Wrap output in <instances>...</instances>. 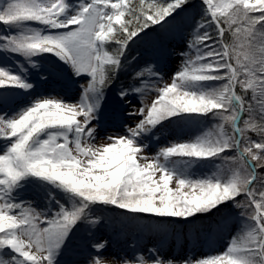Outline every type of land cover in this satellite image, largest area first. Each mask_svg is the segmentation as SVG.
<instances>
[{
	"label": "snow or ice",
	"instance_id": "obj_1",
	"mask_svg": "<svg viewBox=\"0 0 264 264\" xmlns=\"http://www.w3.org/2000/svg\"><path fill=\"white\" fill-rule=\"evenodd\" d=\"M192 6V0L0 2V53L31 68L38 67L34 57L51 54L85 80L75 102L37 97L9 113L10 90L30 96L34 85L21 76V61L18 71L0 66V264H60L71 235L85 222H100L97 206L183 223L239 210L242 231L221 253L169 257L148 248L120 264H264V0H199V19L167 81L155 62L128 58L137 40ZM121 73L129 79L117 95L131 123L98 145L105 89ZM209 119L212 128L195 139L146 153L143 141L165 122ZM216 161L210 175L192 178L188 171ZM29 182L47 188L49 207L23 200ZM107 246L86 243L84 264H110Z\"/></svg>",
	"mask_w": 264,
	"mask_h": 264
},
{
	"label": "rangeland",
	"instance_id": "obj_2",
	"mask_svg": "<svg viewBox=\"0 0 264 264\" xmlns=\"http://www.w3.org/2000/svg\"><path fill=\"white\" fill-rule=\"evenodd\" d=\"M192 3V7L181 12L164 29L157 28L137 40L129 49L128 58L136 57L141 65L144 62H155L164 80L167 81L181 63L178 54L185 49L186 38L191 31L193 19H199V0H192ZM33 27L40 26L33 25ZM3 31V27H0V32ZM33 59L38 65L36 68L28 66L22 57L0 53V66H13V69L18 71L15 69V64L17 60L21 61L26 69V72L20 73L21 76L34 85L30 96L19 89L10 90V96L15 95L19 98L9 104V113L31 103L37 97L61 98L68 102H75L79 99L80 85L85 83L84 79L71 76L70 71L65 70L67 66L62 65L51 54H44L43 57ZM42 75H46L47 79H41ZM128 79L127 74L121 73L112 86L105 89V101L97 128L98 138L95 141L98 145L104 143V136L122 134L123 124L131 123L126 120L128 105L122 102L117 95L121 85H126ZM213 123L211 119L189 124L165 122L163 127L158 126L153 134H149L150 138L143 141L148 145L145 151L149 156H154L162 147L169 146L171 143L193 140L210 130ZM219 163L216 161L215 163L196 164L188 171L192 178H200L217 171L215 164ZM52 191L58 199H64L61 192L56 189ZM20 196L23 200L32 202L38 209L49 207L47 188L39 186L36 182H29L20 192ZM64 202L67 203L66 200ZM51 207L54 208L55 205ZM93 215L100 217V222L95 226L85 222L71 235L59 257L60 264H84L85 260L81 256L84 252V245L93 241L108 242L103 255L110 264H120L122 258L131 257L134 252L139 253L148 248H158L161 253L169 257L208 256L223 252L232 236L238 235L243 228L239 210L234 208L214 214L219 219L211 226L207 240L203 239L204 236L198 227L192 228L191 224L195 219L183 223L172 218L162 221L161 218L148 215L132 218L122 214L121 210L99 206ZM158 223L163 224L160 230L153 227ZM78 244L80 248L77 247Z\"/></svg>",
	"mask_w": 264,
	"mask_h": 264
},
{
	"label": "trees",
	"instance_id": "obj_3",
	"mask_svg": "<svg viewBox=\"0 0 264 264\" xmlns=\"http://www.w3.org/2000/svg\"><path fill=\"white\" fill-rule=\"evenodd\" d=\"M227 38L230 39V34H226ZM216 212H213L211 215H201L195 218L194 223L191 224L193 227H198V229L202 232L204 236V240L208 239L209 233L211 232V226L215 223L219 218L214 215Z\"/></svg>",
	"mask_w": 264,
	"mask_h": 264
},
{
	"label": "bare ground",
	"instance_id": "obj_4",
	"mask_svg": "<svg viewBox=\"0 0 264 264\" xmlns=\"http://www.w3.org/2000/svg\"><path fill=\"white\" fill-rule=\"evenodd\" d=\"M14 96H15V95H11V97H12V101H15V100H17V99L19 98V97H17V96H15V97H14ZM71 98H72V97H71ZM12 101H10V104H12ZM77 247H79V248H80V247H81V246H80V244H78V245H77ZM117 248H118V247H117ZM81 256H82V257H83V259L85 260V255H84V252H83V253H81Z\"/></svg>",
	"mask_w": 264,
	"mask_h": 264
}]
</instances>
